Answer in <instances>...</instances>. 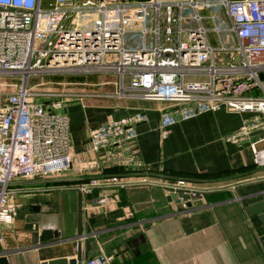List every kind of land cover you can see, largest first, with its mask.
<instances>
[{
	"label": "crops",
	"instance_id": "obj_1",
	"mask_svg": "<svg viewBox=\"0 0 264 264\" xmlns=\"http://www.w3.org/2000/svg\"><path fill=\"white\" fill-rule=\"evenodd\" d=\"M112 75L98 78L92 93L67 100L60 110L71 122L70 170L12 180L9 202L17 214L11 224L0 220V258L9 264L72 259L81 243L77 264L101 252L113 255V264H264V222L246 210L264 198V167L254 163L251 148L254 142L264 148V113L122 97ZM260 78L264 83V72ZM93 175L100 185L83 192L79 235V189L66 186L89 184ZM76 176L86 179L25 182ZM180 179L187 186L219 188L204 191L202 205L186 208L192 191L117 185ZM104 195L109 199L97 205ZM36 206L56 209L59 238L40 240L29 219Z\"/></svg>",
	"mask_w": 264,
	"mask_h": 264
},
{
	"label": "built area",
	"instance_id": "obj_2",
	"mask_svg": "<svg viewBox=\"0 0 264 264\" xmlns=\"http://www.w3.org/2000/svg\"><path fill=\"white\" fill-rule=\"evenodd\" d=\"M95 72L116 74L122 97L264 113V0H0V74L22 79L0 93L1 221L11 224L17 214L9 182L72 166L71 122L60 110L85 93L39 94L30 79ZM251 148L254 163L264 167V148L255 142ZM113 262L101 252L83 264Z\"/></svg>",
	"mask_w": 264,
	"mask_h": 264
},
{
	"label": "water",
	"instance_id": "obj_3",
	"mask_svg": "<svg viewBox=\"0 0 264 264\" xmlns=\"http://www.w3.org/2000/svg\"><path fill=\"white\" fill-rule=\"evenodd\" d=\"M239 57L236 58L237 61H239ZM44 63V61H43ZM264 169V168H262ZM129 176L130 174H125L124 176ZM162 177H168V176H162ZM92 180L97 179V175L90 176ZM86 179L85 177H61V178H46L43 180H26V183H55V182H68V181H74V180H81ZM183 180V179H180ZM12 181L9 182V185H11ZM141 183H150V184H159L163 185L169 188L175 187V188H182L189 191H192L190 194V199L187 200L186 205L188 207H192L193 205H202L203 204V196L200 194V192L218 189L219 187H213V188H200L195 186H187V185H180L178 183L173 182H159V181H152V180H135V181H124V182H118L117 185H131V184H141ZM238 183L231 184L232 186H236ZM100 184H84L85 187H94L99 186ZM83 185L79 184H73V185H67L66 187L71 188H78L79 192V199H78V233L79 235H83V219H84V194L82 190ZM229 187V186H227ZM193 191L197 192V194H193ZM264 194V193H263ZM171 198V197H170ZM181 202V199L179 200ZM246 210L250 216H259L262 222H264V198L260 199L258 201H255L253 203H250L246 205ZM29 219H31V225L36 231H40V240L42 242L54 240L60 237V218L59 214L56 211L55 208H42L39 206H36L32 209ZM1 250V246H0ZM1 264H9L7 257L2 256L0 258ZM82 261V247L81 243L78 245L77 250V256L72 259H56L51 260L49 262H44L43 264H77Z\"/></svg>",
	"mask_w": 264,
	"mask_h": 264
},
{
	"label": "rangeland",
	"instance_id": "obj_4",
	"mask_svg": "<svg viewBox=\"0 0 264 264\" xmlns=\"http://www.w3.org/2000/svg\"><path fill=\"white\" fill-rule=\"evenodd\" d=\"M205 14V11H202ZM207 27H210V23H206ZM210 39L217 44L215 39V34L209 32ZM100 79L109 80L114 79L112 73H91V74H69V73H45L33 76L29 81V86L34 92L39 94L53 93V92H69V93H92L94 86L92 84L96 83ZM206 77L201 76H187L186 81L189 80H204ZM109 82V81H106ZM22 79L16 75L11 74H0V93L5 90L16 88L14 84H21ZM129 76L125 77V84L129 85ZM13 84V85H12ZM4 97L0 94V99ZM37 98H44L39 96Z\"/></svg>",
	"mask_w": 264,
	"mask_h": 264
}]
</instances>
